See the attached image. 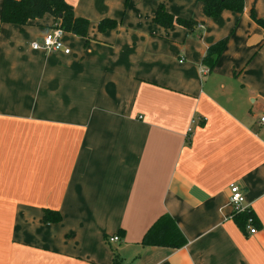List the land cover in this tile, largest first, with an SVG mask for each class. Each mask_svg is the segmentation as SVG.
<instances>
[{"label":"crops","instance_id":"obj_1","mask_svg":"<svg viewBox=\"0 0 264 264\" xmlns=\"http://www.w3.org/2000/svg\"><path fill=\"white\" fill-rule=\"evenodd\" d=\"M66 1L90 21L65 31L69 54L32 47L54 16L2 22L0 0V264H264V0L217 17L201 0ZM160 4L196 25L155 23ZM165 216L184 246L143 243Z\"/></svg>","mask_w":264,"mask_h":264},{"label":"trees","instance_id":"obj_2","mask_svg":"<svg viewBox=\"0 0 264 264\" xmlns=\"http://www.w3.org/2000/svg\"><path fill=\"white\" fill-rule=\"evenodd\" d=\"M201 1L204 4V12L208 17H217L226 9L241 13L245 7L244 0ZM46 14L54 16L55 25L61 26L65 31L81 37L88 36L89 19L76 15L74 7L66 0H3L1 21L25 25L32 20L43 18ZM253 18L264 27V18H258L255 14H253ZM154 21L165 27H169L175 22L188 29H192L196 25V21L193 19L175 17L166 9L164 4L158 5ZM116 26L117 20L111 18H104L99 22V29L101 31ZM227 43L228 37H225L207 49L203 63L210 70L216 67ZM45 212V221L47 222H59L62 220V215L57 210L47 209ZM234 218L243 229L247 228L249 218H253V225L258 226L255 214L250 209L235 213ZM143 243L148 245H169L174 248H180L187 243V240L176 228L173 219L165 216L149 230L143 239ZM115 264L118 263L115 262Z\"/></svg>","mask_w":264,"mask_h":264},{"label":"built area","instance_id":"obj_3","mask_svg":"<svg viewBox=\"0 0 264 264\" xmlns=\"http://www.w3.org/2000/svg\"><path fill=\"white\" fill-rule=\"evenodd\" d=\"M65 34V30L61 26H54L43 38L40 42H33L32 47L34 49H41L47 52H64L69 54L71 49L65 44L63 40V36ZM205 72H208V68H204ZM260 125H264V112L259 117ZM191 129V128H190ZM230 203L234 208V213L243 212L249 210L248 205L245 203V195L241 189V187L232 183L230 185ZM247 228L250 233H256L257 229L253 225V218L248 219ZM111 241H119L120 238L118 235H115L110 238Z\"/></svg>","mask_w":264,"mask_h":264},{"label":"rangeland","instance_id":"obj_4","mask_svg":"<svg viewBox=\"0 0 264 264\" xmlns=\"http://www.w3.org/2000/svg\"><path fill=\"white\" fill-rule=\"evenodd\" d=\"M56 26V25H55Z\"/></svg>","mask_w":264,"mask_h":264}]
</instances>
